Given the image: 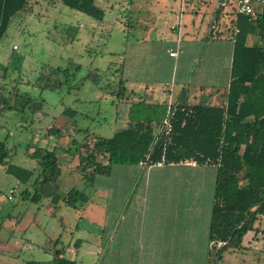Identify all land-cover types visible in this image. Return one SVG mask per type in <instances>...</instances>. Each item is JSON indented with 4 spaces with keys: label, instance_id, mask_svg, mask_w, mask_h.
Listing matches in <instances>:
<instances>
[{
    "label": "rangeland",
    "instance_id": "obj_1",
    "mask_svg": "<svg viewBox=\"0 0 264 264\" xmlns=\"http://www.w3.org/2000/svg\"><path fill=\"white\" fill-rule=\"evenodd\" d=\"M190 1L194 11L186 12L185 16L196 14L199 6L207 7L211 14L215 1L223 0ZM230 1L219 10L229 12ZM95 3L104 10L101 19L71 9L61 0H30L24 11L12 17L0 38V63L8 66L6 77L0 78L3 96H11L13 100V93L18 91L43 100L41 109L33 112L27 108L20 111L2 107L0 103V140L9 149V161L32 171L31 179L22 183L0 166V264L46 262L59 247L64 248L66 258L82 264V254L95 242L93 235L86 234V228H91L79 219V211L85 209L86 202L73 208L58 201L56 210L51 202L52 195L63 197L73 186L86 194L90 190L75 168L77 155L70 154L68 148L73 152L76 143L86 136L108 138L124 126L121 115L126 94L117 92L128 46L144 37L156 40L171 34L174 0H95ZM262 5H256L255 9ZM232 17L226 21L218 19L211 31L218 40L217 49L207 48L206 58L212 56L213 61L216 56L222 64L231 57L227 33ZM197 64L198 60L193 69ZM56 68H69L75 72L74 79L57 90L41 89L36 84L38 76ZM88 75H96L98 82ZM147 83L163 93L164 82L150 78ZM209 90H205L202 103L221 105L222 83L219 82L214 94L208 95ZM146 99L156 101L153 97ZM52 128L60 131H50ZM37 147L54 150L58 159V172L45 186L35 183L40 178L41 166L31 153ZM112 176L111 173L110 180ZM35 191L41 196L38 201L29 198ZM80 235H85V241L76 246ZM248 238L242 250H226L217 262L210 255L208 264H264V224L257 239ZM74 246L78 250L71 253ZM89 263L90 260L85 261Z\"/></svg>",
    "mask_w": 264,
    "mask_h": 264
},
{
    "label": "trees",
    "instance_id": "obj_2",
    "mask_svg": "<svg viewBox=\"0 0 264 264\" xmlns=\"http://www.w3.org/2000/svg\"><path fill=\"white\" fill-rule=\"evenodd\" d=\"M29 1L0 0V38L12 17L24 11ZM61 2L95 19L104 15L95 0ZM231 14L233 21L228 35L233 40V51L230 81L222 105L176 104L170 108L171 128L164 134L161 126L169 108L140 100L129 106L127 125L114 131L111 137L92 134L76 143L73 152L68 148L70 154L77 155L75 168L81 172L85 185L93 183L97 175L109 174L114 165L153 162L162 155L165 163L194 160L198 164L215 165L209 223L210 255L215 257V262L226 250H240L244 235L248 232L256 234L264 218V46L247 43L250 35L264 39V5L254 16L240 14L235 7L231 8ZM7 71L8 66L0 63V78L6 77ZM74 75L69 68L51 69L46 74L41 73L36 84L41 89L57 90L63 84L69 85ZM88 78L98 82L96 75H88ZM119 86L117 93L125 95L122 78ZM1 88L2 107H14L20 111L27 108L33 112L43 105L42 99L18 91L13 93V100L11 96L7 98ZM124 98L126 101L127 96ZM51 130L60 131V128ZM31 155L41 166L40 178L35 183L45 186L58 172L56 153L37 147ZM9 157L5 141L0 140V166L18 181L27 183L32 171L11 163ZM40 197L35 191L29 198L38 201ZM58 201L75 208L78 203L86 201V194L73 186L63 197L51 196L54 210ZM63 253L64 248L59 247L46 262L28 260L24 264H77Z\"/></svg>",
    "mask_w": 264,
    "mask_h": 264
},
{
    "label": "crops",
    "instance_id": "obj_3",
    "mask_svg": "<svg viewBox=\"0 0 264 264\" xmlns=\"http://www.w3.org/2000/svg\"><path fill=\"white\" fill-rule=\"evenodd\" d=\"M185 2L189 7L184 6ZM174 4L169 25L171 34L156 40L144 37L132 42L126 50L121 75L127 100L121 115L124 126L118 129L129 121V106L140 100L168 108L176 104L211 105L202 103L204 92L210 89L208 95L214 94L220 82L223 86L220 100L224 103L233 51L229 33L231 57L228 60L220 64L216 56L213 61L212 56L206 58V52L207 48L217 49L218 40L212 37L211 31L218 19L226 21L232 17L231 10L220 11L215 1L211 14L207 7L199 6L196 14L185 16L186 12L194 11L191 1L174 0ZM247 43L264 46V39L250 35ZM170 49L178 50L177 55L170 56ZM197 60L199 65L193 69ZM150 78L164 82L163 93L148 85ZM147 97L156 101H148ZM188 161L194 160L164 162L148 168L139 163L114 165L109 174L97 176L96 184V177L93 183L86 184L90 190L85 193L86 206L79 211V219L91 228H86V234L93 235L95 242L82 254V264L88 260L89 264H208L216 166ZM260 222L257 233L264 218ZM257 233H246L240 250L245 247V241L249 242V236L257 239ZM85 235L77 238L76 246L84 243ZM77 250L75 246L70 248L71 253Z\"/></svg>",
    "mask_w": 264,
    "mask_h": 264
},
{
    "label": "built area",
    "instance_id": "obj_4",
    "mask_svg": "<svg viewBox=\"0 0 264 264\" xmlns=\"http://www.w3.org/2000/svg\"><path fill=\"white\" fill-rule=\"evenodd\" d=\"M264 3V0H231L229 4L232 5V7H235L236 11L240 14L244 15H251L254 16L256 14V9L255 6ZM226 5L227 0H223L222 2L218 3L219 6L221 5ZM185 7H189V3L185 2L184 3ZM231 7V8H232ZM15 48V46H14ZM178 50H169V55L170 56H176ZM171 110L169 108L167 112V116L163 119L162 121V126H161V132L164 134H167L171 128L170 123H169V118H170ZM164 155L161 156L159 160L153 161V162H147V161H140L139 164L143 165L145 167H150L153 165H162L164 163ZM189 164H195V161H188Z\"/></svg>",
    "mask_w": 264,
    "mask_h": 264
}]
</instances>
